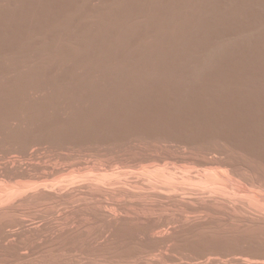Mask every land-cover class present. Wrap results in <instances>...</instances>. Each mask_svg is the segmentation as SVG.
Listing matches in <instances>:
<instances>
[{
  "label": "bare ground",
  "instance_id": "obj_1",
  "mask_svg": "<svg viewBox=\"0 0 264 264\" xmlns=\"http://www.w3.org/2000/svg\"><path fill=\"white\" fill-rule=\"evenodd\" d=\"M162 1L170 0H111L95 16L89 39L106 44L112 54H89L87 44L40 57L16 48L7 54V46L0 47V264H264L262 148L223 134L206 132L211 136L199 139L193 134L204 143L202 154L208 149L220 154L197 159L163 145L179 139L160 126V132L146 133L143 122L125 127L86 122L107 117L114 111L109 101L138 94L156 76L186 78L216 68L211 56L164 53L174 43L177 23L163 14ZM62 23L56 28L59 42L73 29ZM82 23L81 16L78 30ZM138 31L141 42L155 34L157 43L141 54L123 53L132 50ZM63 149L82 157L70 159L73 153L66 156ZM40 150L57 154L48 160ZM117 151L128 158L83 157Z\"/></svg>",
  "mask_w": 264,
  "mask_h": 264
},
{
  "label": "rangeland",
  "instance_id": "obj_2",
  "mask_svg": "<svg viewBox=\"0 0 264 264\" xmlns=\"http://www.w3.org/2000/svg\"><path fill=\"white\" fill-rule=\"evenodd\" d=\"M4 1L6 3L3 2V0H0V11H1L0 12V47L6 48L7 46V48L5 49V52H7V54H9L10 51L11 53L14 52L16 48V51L22 50L21 52L25 53L27 56L32 55V56L40 57V56H47L49 55V53H52L53 51H56L59 53V52H63L64 49L66 50L68 47L74 48L76 46L77 47L85 46L86 44L87 46L90 45L89 47L91 48V50L89 51V54L91 53L98 54L99 51H100L99 54H102V55L111 53L110 51H108L106 44H103V45L97 44L98 40L89 39V36L87 34V31L93 29V26L96 20L95 16L98 14H101V12L103 15L104 12H106L105 10L106 6L111 2V0H96V1L91 0L92 2L90 0H28V1L18 0L20 3L17 0L16 1L9 0L10 2L8 0H4ZM102 1L105 3H103ZM171 1L172 0H170L169 3L162 1L161 8L165 6L166 8L165 7L162 8L163 14H166L167 16H169V18H171V21L173 20L175 24L177 23L175 26V30H177L175 32L176 38L173 41L174 43L175 42L177 43H175L174 45V43L168 42V44L166 45L167 47L166 51L164 53H166V55L170 54L168 56H171V57H174V56L178 57L176 56L177 54H179V57H188L189 55V57H194V58H196L197 56L198 57L199 56H208V57L211 56L214 60H216L215 64H213L214 67H216L214 68V71H212L211 73H206L207 75L206 74L203 75V73H201L202 76L201 74H199L197 76H191V77L189 76L186 78L175 76V75H172V76L168 75L169 79H168V76L166 77V75L158 76V77L156 76L155 78H153L154 80L152 79L149 81L150 83L149 82L145 83V85L142 86L143 89L142 88L139 89L138 94L137 93H135L136 95L129 94L125 96V98L123 97L122 100L120 99L116 100L115 98L109 101L108 104L110 103L111 104V105L109 104L110 106H113L114 108L117 107V108L115 109L113 108L112 110L114 111H112V113L110 112L109 115H105L107 117H102V118L93 119V120H86V122L88 123H91V122L101 123L102 122L104 124L106 123L107 125H111V126L113 124V127H117L118 125H120V127H125L128 125L143 126L142 124L143 122L145 126L148 127V128H144V129H147L146 133L151 132V130H153L152 132L154 131L160 132L163 129L162 130L163 133L166 132L165 134H169L172 137L176 136L175 138L179 139V143L175 144L174 142L173 143L164 142L163 145L166 144L168 146H171L169 147L171 149L175 148V149H178L179 151L181 150V152H183L181 154L184 155L185 153L186 156H188L189 154L191 158H197V159H199V157L203 158V157H212V156L219 157L220 156V154L217 153V151L215 152V150L213 149H208L210 151L206 150V154L204 153H203L204 155L202 154L201 150L199 149V146L200 147L204 146V143L203 144L200 143L201 144L200 145L199 142L196 141L197 138L199 139L201 138V136L208 137L211 135H218L221 137L223 134L222 137L224 138L229 137L227 139L231 141L232 140L237 141L236 143H240V144L243 143V145H246V146H256L259 149L262 148L261 150L264 151V0H201V1L200 0H175V4H177V2H180L179 7H176L178 5H175V4L174 6L172 3H170ZM181 1H184V2H181ZM2 2L4 4H2ZM90 3L91 5H89ZM95 4H98V5H95ZM9 5L12 7H9ZM168 5H169V8L167 9ZM173 7H174V12H173ZM3 8L4 9L6 8V10H4ZM78 8H80V11ZM77 10L80 13H78ZM90 12L93 15H89ZM76 13H78L77 16L79 18L81 16L83 17V23H82L83 26L81 27V30L80 29L78 30L75 25L76 21L79 19L76 16ZM6 14H8V16ZM71 14L73 15L71 16ZM84 14L86 15L84 16ZM68 17H69V20H68ZM184 19H185V22H184ZM86 20H89L88 22H90L91 24L86 22ZM58 21L59 22L61 21V22L58 23ZM64 21L70 22L68 26L70 27V30L72 28L73 29L68 33L69 36H67V38H65L64 40L62 39L59 42L58 36H57L59 32L57 30L60 29L61 25H66L62 23ZM2 23L4 26L1 25ZM161 23L165 25L166 20ZM182 23L184 26L182 25ZM178 24L180 27H178ZM53 26L54 28H51ZM136 26H138V24ZM136 26L131 25L130 28L134 29ZM44 27L46 30L48 29L50 30L46 31ZM138 32L137 34L133 35V40L131 43L133 44L132 50L130 49V51H126L123 53L128 52V54H134V55L136 53L141 54L145 52L146 50L145 47H149L150 45L157 43L156 41H158V39L156 38L158 37H156L155 34L152 35L151 36L152 38L150 37L149 40H146L149 38L148 37L142 40V41L145 40L144 42H141V35L143 33L139 32V35H138ZM76 35L79 36L78 39ZM135 36L136 38H134ZM55 37L57 38V40H55L56 39ZM80 37L83 40H79ZM85 37L87 38V40ZM37 40H40V41H37ZM45 40H47L48 42ZM67 40L68 42H65ZM17 41L20 43H18ZM149 41H151V43H149ZM37 42H39V44H37ZM23 43L25 45H23ZM57 43L60 45L57 46ZM66 43L68 44L66 45ZM18 44L19 46H22L23 48L19 47ZM134 44H136L137 46ZM142 44L145 46H143ZM35 46L38 48H36ZM56 47L58 49H56ZM48 49H49V52H48ZM114 53L119 55L121 52H114ZM155 81H156V84H155ZM145 87H147V89ZM152 91L153 93H151ZM177 91H179L178 94L177 93L175 94V92ZM172 92H173V95H172ZM144 96H145V99H144ZM139 98H141L142 100ZM128 105L131 106L130 108L132 109H130ZM125 108L129 110L127 111L125 110ZM117 109H119V111ZM125 112H127V114L123 115ZM114 120L117 121V124H116V121ZM131 121H133L134 123ZM155 123L156 124L160 123V125L159 124L156 125ZM164 124L166 125L164 126ZM153 125L154 126L156 125V127H154ZM175 126L176 128H174ZM166 127L167 128L170 127L172 129V130L170 129L171 132H169L168 131L169 129H167ZM158 128H160L159 129L160 131L157 130ZM164 128H166L165 131H164ZM178 130L181 133H179ZM173 132H175L176 134ZM206 132L211 135H208ZM217 132L218 134H216ZM193 134H195L197 138H195V135L193 136ZM224 134L225 135L227 134L226 137ZM148 135L149 134H147V136ZM236 138L238 139L236 140ZM250 139H251V142H249ZM150 140H152L151 137L148 139V141ZM99 141L104 142L103 138H100ZM170 143H172L173 145H171ZM178 144H180V146ZM111 145H116V144L112 143ZM65 150L66 149H63V150H60L59 152L61 154H64L65 152L66 156L70 153H73V154H70L71 156L69 155L67 156L68 158L72 157V159L76 158V155H77V158L80 157L79 156L80 154L82 157V153L75 154L76 152L74 150L72 151L66 150L68 151V153H66ZM40 151L44 153V150H40ZM40 151L39 153H41ZM117 153L118 151L112 152V153L111 152L100 153L101 155H99L98 153L97 154L96 153H93V154L83 153L84 154L83 157H88V155L91 154L92 158H95L97 156V158L101 157L102 160L103 159L107 160L112 157L114 158L117 156H121V155H117ZM49 154L50 155L53 154L52 156H54L57 153H44V155H47V156ZM114 154L116 155L114 156ZM258 154H261V153H258ZM50 155L48 156V160L50 159ZM194 155H196V157H194ZM262 155H264V153ZM103 156H107L108 158L103 157ZM121 157L128 158L127 156L124 157L123 155ZM46 160H47V157H46Z\"/></svg>",
  "mask_w": 264,
  "mask_h": 264
}]
</instances>
